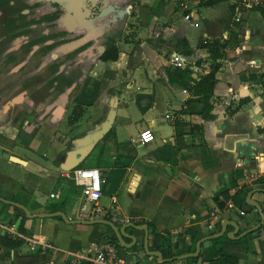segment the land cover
I'll use <instances>...</instances> for the list:
<instances>
[{
    "label": "crops",
    "instance_id": "0c3cea01",
    "mask_svg": "<svg viewBox=\"0 0 264 264\" xmlns=\"http://www.w3.org/2000/svg\"><path fill=\"white\" fill-rule=\"evenodd\" d=\"M88 1L97 9L103 5H113L114 9L110 8L106 19L89 18L83 24L78 15L69 19V24H76L78 32H86L90 35L88 41L95 42L90 51L92 57L96 56L94 49L101 32L119 46L120 62L104 65H118L113 75H125L126 80L122 82L125 89L118 92L111 89L115 99L105 116L99 111L89 117L88 111H83L71 115L68 120L66 114H59L53 106L59 100L71 102L72 90L69 95L61 94L55 102V93H44L42 100L41 89H33L32 95L42 102L38 109L27 110L25 104L29 98L23 92L17 97L20 105L15 112L0 113V147L31 166L0 157V198L25 206L32 215L63 213L67 221L72 222H66L62 216L23 221L20 210L0 202V237L5 234L4 226L19 227L24 222V232H20L25 237L54 247L47 251L40 247L32 250L31 244L24 242L30 247L29 252H24V244L15 249L0 245V264H69L71 254L87 250L92 244L107 242L102 240L103 235L115 236L105 225L74 223L78 220L74 205L79 199L75 196L79 188L62 178L61 172L77 167L87 169L84 168L87 164L105 174L99 205L111 212L116 221L109 216L103 220L115 223L118 228L130 223L147 225L149 250L152 245L149 223L167 237L162 242L163 248L174 254L192 251L197 244L192 237L198 242L216 234L218 223H238L239 234L257 226L261 220L259 212L253 208L243 214L232 199L237 193L242 195L244 186L253 190L264 186L262 13L256 8H243L234 0L213 7L203 6L205 0H202L185 11L178 9L176 0H161L160 13L151 7L150 0ZM120 1L126 2L128 12L118 21L116 11L121 9ZM236 18H240V30L235 25ZM131 19L136 20L138 30L131 42L122 43L121 34ZM118 25L120 33H114ZM234 31H239V44L229 45L224 50V58L218 62L221 66L210 100L215 119L207 121L199 114L204 105L197 102L198 98L191 95L180 80L170 81L171 75L184 70L173 67L170 59L175 54L185 58L188 61L185 69L191 70L190 80L199 82L214 64L201 45L206 40L228 41ZM182 40L187 41L190 55L185 54L179 44ZM102 65L98 63L94 68L92 78L97 76L96 70ZM110 81L114 84V79ZM88 86L89 82H84L73 97L91 109L97 90L87 93ZM51 101H54L52 106L43 111ZM113 102L116 107L112 128L94 142L91 138L107 121ZM251 110L258 118L249 114ZM48 130H53V136H47ZM146 130L154 134L155 141L141 145L140 134ZM123 131H133L129 140L121 138ZM84 151L87 153L78 157ZM46 190H50V198L58 194L59 199H52L57 200L55 203L45 202ZM226 192L231 200L220 210L214 199ZM252 200L264 210L263 191L256 192ZM63 202L65 205H61ZM187 231L193 236L187 235ZM233 231L234 227L228 225L226 233ZM125 232L128 235L124 238L126 244H131L129 236H134L141 246L129 251L118 241L121 258L131 264H161L144 251V231L129 227ZM180 239L185 240L179 244ZM218 239L219 245L212 240L202 244L197 262L183 259L166 264H215L207 260L216 257L217 248L238 257L239 264H264V228L240 240H230L227 235ZM130 252L135 255H129ZM164 258L173 259L165 255Z\"/></svg>",
    "mask_w": 264,
    "mask_h": 264
},
{
    "label": "flooded vegetation",
    "instance_id": "af4514ba",
    "mask_svg": "<svg viewBox=\"0 0 264 264\" xmlns=\"http://www.w3.org/2000/svg\"><path fill=\"white\" fill-rule=\"evenodd\" d=\"M120 2L118 21L127 14L126 2ZM67 6L60 0H0V113L15 112L20 105L17 97L23 92L29 98L25 104L27 110L38 109L42 102L32 95L39 89L42 100L44 93H55V102L61 94L69 95L72 90L71 102L59 100L53 106L59 114H66L68 120L71 115L89 109L90 106L75 101L73 96L84 82L91 83L90 77L98 63H108L103 58L110 40L101 32L94 49L96 56L92 57L90 51L95 42L88 41L90 35L78 32L76 24L70 25L69 19L79 15L83 24L89 18L106 19L111 7L103 5L97 9L88 0H71L70 11ZM119 27L113 32L120 33ZM86 91L92 92L91 85ZM54 101L44 104L43 111Z\"/></svg>",
    "mask_w": 264,
    "mask_h": 264
},
{
    "label": "trees",
    "instance_id": "16d2710c",
    "mask_svg": "<svg viewBox=\"0 0 264 264\" xmlns=\"http://www.w3.org/2000/svg\"><path fill=\"white\" fill-rule=\"evenodd\" d=\"M226 0H205L203 1V6L205 7H213L221 2H224ZM255 10L260 11L262 15L264 16V8H256ZM240 30V25L239 22L235 24ZM238 36H239V31H234L230 34L229 40L228 41H220V40H206L202 45L201 49L207 50L208 53L210 54L211 58L214 60V64L211 66V70L209 74L204 76L199 82H193L190 80V73L191 70L189 69H184L180 70L178 73H175L174 75L170 76V81L173 82H182L183 87L194 97L198 98L197 102H201L204 106L202 111L199 113L200 116L204 120H213L215 117L211 114L213 108L212 105L210 104V100L213 96L215 87L217 85V73L220 69L221 63H218L224 58V50L229 45H234L237 46L239 44L238 41ZM181 46L184 48V52L187 55H190L191 51L189 50L188 43L186 40H182L179 42ZM108 53L107 55L103 58L104 62H117L120 57V48L114 43V41L110 40L109 45H108ZM198 66L201 65V62L197 64ZM111 80H113V73H111ZM179 79H176L177 77ZM183 80V81H182ZM189 103L187 102V105ZM244 189L241 190V194H238L234 197L233 202H235L241 209H243L246 205V196L250 191H253V188H248L246 186L243 187ZM259 188L264 189V186H260ZM75 196H78V193L75 192ZM70 197L67 198L69 200ZM231 200V196L229 195L228 192L226 193H221L217 197H215L214 202L216 203L217 207L220 210H224L228 204V202ZM65 202L61 203V205H65ZM57 209H54L56 211ZM19 211V210H18ZM21 217L23 218V221L28 220V217L25 215L24 212L21 211ZM261 221V220H259ZM260 223V222H259ZM220 226V223L217 224V227ZM150 227V234H151V240H152V245L150 246L151 251H159L163 253L167 258H174L176 255H182L186 253H194L196 250V247H194L191 250L188 251H180L178 254H174L172 252H167L162 245V242L167 239V237H164V235L152 224L149 223ZM262 227L261 229H263ZM19 231L24 232V222L20 224L18 227ZM260 230L256 231V233H259ZM186 234L193 236L189 231L186 232ZM193 240L197 243V240L195 237H192ZM102 240H106L107 242L113 243V244H118V239L116 236H110L108 237L107 235L102 236ZM185 240V239H184ZM183 239H180L179 244L184 242ZM215 245H219V239L212 240ZM24 244V241L21 240H15L12 239L9 235L4 234L3 236L0 237V245L5 247V248H10V249H15ZM192 262H197L198 258H190L189 259ZM188 260V261H189ZM187 261V260H186ZM207 262L210 263H215V264H239V258L236 256L228 255L226 254L222 248H217L216 251V257L215 258H210L207 260Z\"/></svg>",
    "mask_w": 264,
    "mask_h": 264
},
{
    "label": "built area",
    "instance_id": "2783aa9c",
    "mask_svg": "<svg viewBox=\"0 0 264 264\" xmlns=\"http://www.w3.org/2000/svg\"><path fill=\"white\" fill-rule=\"evenodd\" d=\"M181 1L183 8L190 4H199L202 0H178ZM243 8H264V0H234ZM193 18V15L191 16ZM236 22H240V18H236ZM198 26L197 24L195 25ZM170 63L178 69H185L188 61L182 56L175 54L171 57ZM229 104V103H228ZM140 144L146 145L155 141V136L150 130L143 131L140 134ZM61 177L68 179L78 187L82 194V199H78L76 209V217L80 221L103 220L107 216L114 217L111 212L104 211L99 205L103 194V185L106 180L99 169H82L73 168L61 172ZM51 199H59L58 194H52ZM116 221V218H113ZM5 234L12 239L21 240L31 244V249L35 250L40 247L43 251L53 249L54 247L48 243H40L39 241L25 237L18 229L17 225H7L3 227ZM131 264L126 259L119 256V247L110 242H102L92 244L89 249L75 254H71L69 264ZM51 264V263H48Z\"/></svg>",
    "mask_w": 264,
    "mask_h": 264
},
{
    "label": "water",
    "instance_id": "95a60500",
    "mask_svg": "<svg viewBox=\"0 0 264 264\" xmlns=\"http://www.w3.org/2000/svg\"><path fill=\"white\" fill-rule=\"evenodd\" d=\"M60 1L64 5H67L68 4L67 11H70V2H71V0H60ZM110 6H111V9H114L113 5H110ZM118 6H120V5L118 4ZM122 14H124V12H122ZM115 107H116V102H113L112 103V109L110 111V114L108 116L107 121L104 123L103 127L101 128V130L99 132H97L91 138V140H93L94 142H96V141L98 142L112 128V125H113V122H114V118H115ZM249 114L250 115H254V118H258L256 116V112L254 110H251L249 112ZM86 153H87V151H84L80 155H78V157H82ZM0 157H2L3 159H5L7 161H12L14 163H19L21 165H25L27 167H31L26 162H23L22 160H20V159H18L16 157L11 156L10 153H8L7 151H5L1 147H0ZM71 169H73V168H71ZM65 170H70V169H65ZM103 178L105 179V174H103ZM259 191H263L264 192V190L258 189V190L250 191L248 193V195L246 197V205L242 209V213L243 214L249 213L253 208H255L259 212L260 217H261V221H260V223L257 226H255L253 228H250V229H248V230H246V231H244V232H242V233L239 234L240 227H239L238 223L231 222V221H224L218 227V232L216 234H213L211 236L205 237V238H203V239H201V240H199L197 242V244H196V250H195L194 253H188V254H185V255H182V256H179V257H176V258H173V259H169V260H166L164 258V255L161 252H159V251H150L149 250V228H148L147 225L137 226V225H135L133 223H130V224H127V225L123 226L122 228H118L115 223L110 222V221H106V220H95V221H80V220H77V221H74V223L75 224H83V225H87V226L105 225V226L110 227L114 231L115 236L118 239L119 243L122 245V247H124L125 249H127L129 251L132 250V249H134V248H138L141 245L138 243L137 239L134 236H129V238L132 240V243L131 244H126L124 242V238H128V235L126 234L125 230L127 228H129V227H132V228H134L136 230L144 231L145 232V239H144V243H143V249H144V251L146 252V254L148 256L157 258L160 261L161 264H166L168 262H173L174 260H183V259H190V258H198L199 255H200V253H201V246L206 241L214 240V239H218V238H222L225 235H227V237L230 240H233V241L234 240H240V239L246 237L247 235L253 234L256 231L260 230L264 226V210H263L262 206L258 202L252 200L253 195L256 192H259ZM0 202L3 203V204H5V205L14 207V208H16V209L24 212L25 215L29 219H47V218H53V217L62 216L63 219L66 222L72 223L71 221H67V217H65L63 215V213H49V214L32 215L30 213V211L25 206H23V205H21V204H19L17 202L5 200L3 198H0ZM77 206H78V200L75 202V205H74L75 215H76ZM228 225H232L234 227V231L233 232L226 233V230H227V226ZM129 255L134 256L135 253L130 252Z\"/></svg>",
    "mask_w": 264,
    "mask_h": 264
},
{
    "label": "rangeland",
    "instance_id": "374dc122",
    "mask_svg": "<svg viewBox=\"0 0 264 264\" xmlns=\"http://www.w3.org/2000/svg\"><path fill=\"white\" fill-rule=\"evenodd\" d=\"M137 2H139V1H137ZM150 2H151V7L153 9L157 10L158 13H160L161 12L160 11L161 3H162L161 0H150ZM176 3L178 5V9L184 10V11L187 10L188 7H190V5H191V4L188 5V7L186 9V8H183L181 6V4H182L181 1H177L176 0ZM192 5H198V4H192ZM224 6L225 5H223V7ZM256 16H257V19H258L259 24H260V21H261L260 16L258 14ZM133 17H135V15H133ZM135 23H136V20H134V19L130 20V22L128 24V27L126 28V31L123 34H121L122 37H120L121 38L120 41L122 43L124 41L131 42L130 39H132V40L134 39L136 31L138 30V26ZM263 27H264V24H263ZM120 52H121V50H120ZM118 62H120V60ZM111 67H113V69H111ZM115 67H118V65L114 66L113 64H110L109 66H107V65L99 66V68H97L98 70H96L97 77L96 78L95 77H93V78L91 77V79H90L91 83L89 85H91L92 93L97 90V97L94 98L95 103H94L93 107L91 109L87 110L89 117L91 116V113L97 114V113H100L99 111H102V113H103L102 115L105 116L107 114V112L111 108L112 99H115L114 96H111V94L113 93V92H110L111 89L113 91H116V92H118L119 90L125 89L124 84L122 83V82H124L126 80L125 75H119V77H118V75H115V77L113 75L114 84H112L111 83L112 81H110L112 75L109 74V73H114V71H118V68H115ZM66 123L68 124V120H67ZM132 132L133 131H128V132L123 131V132H121V138H124L125 141L129 140L130 135H133ZM53 133H54L53 130H48L47 136H53ZM50 152H52V151H50ZM90 163L91 162L89 161V164ZM84 168L92 169L93 165H91V164L88 165L87 164V165H84ZM108 179H110L109 176H108ZM109 185H110V182L108 184V187H109ZM76 192L78 193L77 198L82 199V194H81L80 189H77ZM44 194H45L44 195L45 197H44L43 200H45V202L55 203L57 201V200H52L49 197L50 190H46V192ZM225 239L226 238H223V240H225ZM23 250H24V252H29L30 251L29 245L24 244L23 245Z\"/></svg>",
    "mask_w": 264,
    "mask_h": 264
}]
</instances>
